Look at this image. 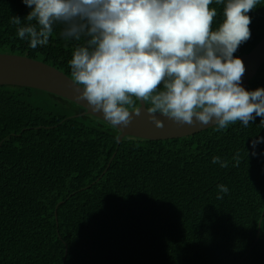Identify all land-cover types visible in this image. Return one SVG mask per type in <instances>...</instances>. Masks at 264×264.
<instances>
[{"label": "trees", "instance_id": "trees-1", "mask_svg": "<svg viewBox=\"0 0 264 264\" xmlns=\"http://www.w3.org/2000/svg\"><path fill=\"white\" fill-rule=\"evenodd\" d=\"M209 7L215 29L223 5ZM29 10L23 0H0V52L72 78L69 61L84 40H65L56 24L47 45L30 48L10 22H24ZM247 15L250 37L237 57L264 37V0ZM256 88H264V62L247 90ZM83 110L47 91L0 84V264H264V142L251 144L264 138L261 117L222 132L213 125L117 143L115 126ZM219 184L229 189L223 199Z\"/></svg>", "mask_w": 264, "mask_h": 264}, {"label": "clouds", "instance_id": "clouds-1", "mask_svg": "<svg viewBox=\"0 0 264 264\" xmlns=\"http://www.w3.org/2000/svg\"><path fill=\"white\" fill-rule=\"evenodd\" d=\"M12 16L16 35L29 47L47 45L56 24L65 40H84L69 61L78 98L113 126L127 127L133 98L150 101L149 119L161 113L178 123L215 125L217 132L255 117L264 125V88L241 86L245 67L234 56L250 37L247 15L259 0H216L222 19L213 29V0H23ZM163 88L157 91L158 86ZM136 116L139 111L131 112ZM195 118V120H194ZM264 138L251 141L255 148ZM239 164L237 153L233 158ZM213 164L229 167L219 156ZM216 198L229 189L217 185Z\"/></svg>", "mask_w": 264, "mask_h": 264}, {"label": "water", "instance_id": "water-1", "mask_svg": "<svg viewBox=\"0 0 264 264\" xmlns=\"http://www.w3.org/2000/svg\"><path fill=\"white\" fill-rule=\"evenodd\" d=\"M239 58L243 61L245 67L240 84L247 90L249 80L253 78L264 62V37L249 52L243 53ZM0 84L28 86L59 95L82 106L84 108L82 114H91L105 120L102 114L91 111L86 103L78 98L71 77L43 61L24 55L0 52ZM138 102L136 108L129 109L132 115L130 124L127 127L115 126L119 130L117 143L135 138L155 140L182 137L213 126V122H210L207 126H201L198 123L189 126L175 122L164 114L155 113L152 115H155V118L163 124L162 128H158L149 119L150 114L145 102L139 99ZM136 111L140 112L139 116L131 113ZM256 238H258V234Z\"/></svg>", "mask_w": 264, "mask_h": 264}]
</instances>
